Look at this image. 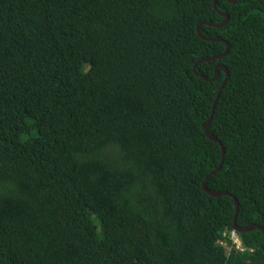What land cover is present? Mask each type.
<instances>
[{"label": "trees", "instance_id": "1", "mask_svg": "<svg viewBox=\"0 0 264 264\" xmlns=\"http://www.w3.org/2000/svg\"><path fill=\"white\" fill-rule=\"evenodd\" d=\"M0 0V264H264V0Z\"/></svg>", "mask_w": 264, "mask_h": 264}, {"label": "water", "instance_id": "2", "mask_svg": "<svg viewBox=\"0 0 264 264\" xmlns=\"http://www.w3.org/2000/svg\"><path fill=\"white\" fill-rule=\"evenodd\" d=\"M228 1L230 3H235L237 0H228ZM213 7H214L215 10L218 11V9H217V0H213ZM218 13L221 16L224 17V19H223L222 22H220V23H211V22L204 21V22H201L197 26V28H196L197 34L203 40H207V41H221V39H218V38L205 37L201 33V31H200V25H202V24H206V25H209L211 27L218 28V27H221V26L225 25L228 22L229 15L227 13L221 12V11H218ZM225 44H226V49H225V51L222 54H220L218 56H215V57H211V58L201 59L196 64L201 63V62H205V61H214V60L223 58L227 54L228 49H229L228 43L225 42ZM196 64L193 66V73L196 76L200 77L201 79H203L205 81H214V80H216L217 77H218V72L220 70H223L225 72V74H226L225 79L223 80L222 84L220 85V87H219V89H218V91L216 93V97H215V100L213 102L212 109H211V114H210L209 118L207 119V121L205 123H203V129H204V132H205V135L207 136V138L210 139L213 142H217L221 146L222 159H221V162H220L219 166L205 178V180H204V182L202 184V188H203L204 191H206L211 196L218 197V196H221V195H227V196H231L233 198L234 205H235V213H234V218H233L232 229H234L235 231L241 233V232L251 231L254 228H257V229H259V230L262 231L263 236H264V228L261 227V226H258V225H249V226L241 227V226L237 225V216H238V211H239V204H238V201H237V199L235 197H233L232 195H230L227 192H215V191L210 190V189L207 188V181H208L209 176L215 174L216 172H218L220 170V168L222 166V162H223L224 156H225V151H224V148L222 147L221 143L218 141V139L213 134H211L210 132H208L207 127L209 125V122L211 120L212 114L214 112V107H215V104H216V102H217V100L219 98L220 91H221V89L223 88L224 84L226 83V81L228 79V71H227V69H226V67L224 65H217L215 67V74H214V76L212 78H208V77L204 76L203 74H200V73H198L196 71ZM262 250L264 251V242H263Z\"/></svg>", "mask_w": 264, "mask_h": 264}, {"label": "built area", "instance_id": "3", "mask_svg": "<svg viewBox=\"0 0 264 264\" xmlns=\"http://www.w3.org/2000/svg\"><path fill=\"white\" fill-rule=\"evenodd\" d=\"M229 238L232 240L233 244H235L236 248L243 251L244 248L242 247V243L236 233L235 230H233L230 235H229Z\"/></svg>", "mask_w": 264, "mask_h": 264}, {"label": "clouds", "instance_id": "4", "mask_svg": "<svg viewBox=\"0 0 264 264\" xmlns=\"http://www.w3.org/2000/svg\"><path fill=\"white\" fill-rule=\"evenodd\" d=\"M234 230V229H233Z\"/></svg>", "mask_w": 264, "mask_h": 264}]
</instances>
